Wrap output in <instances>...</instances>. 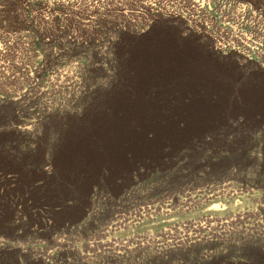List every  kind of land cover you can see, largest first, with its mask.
<instances>
[{
  "label": "rangeland",
  "instance_id": "374dc122",
  "mask_svg": "<svg viewBox=\"0 0 264 264\" xmlns=\"http://www.w3.org/2000/svg\"><path fill=\"white\" fill-rule=\"evenodd\" d=\"M0 264H264V0H0Z\"/></svg>",
  "mask_w": 264,
  "mask_h": 264
},
{
  "label": "bare ground",
  "instance_id": "6f19581e",
  "mask_svg": "<svg viewBox=\"0 0 264 264\" xmlns=\"http://www.w3.org/2000/svg\"><path fill=\"white\" fill-rule=\"evenodd\" d=\"M68 78H69L68 80L70 81V83H71V85H72L73 77L70 76V77H68ZM193 111H194V109H193V110H189V114L191 115ZM195 111L198 112L197 110H195ZM206 111H208V110H206L205 108H203V111H201V113L206 112ZM196 112H195V113H196ZM160 120H161V121H164V120H162V119H160ZM174 121H175V119H174ZM174 121H173V122H174ZM206 121H210V120H209V119H206ZM211 121H213V120H211ZM218 194H220V193H215L213 196H210L209 198L215 197V196L218 195ZM209 198H208V199H209ZM247 215H249V214H248V213H243L242 216H247ZM142 217H143V216H141V218L135 217L134 220H135V221H136V220H140V219H142ZM123 222L126 223L127 221H126V222L123 221ZM117 225H118V223H117ZM120 225H121V224L119 223V227H120ZM89 247H91V246H89ZM91 248H93V246H92ZM89 249H90V248H89Z\"/></svg>",
  "mask_w": 264,
  "mask_h": 264
}]
</instances>
